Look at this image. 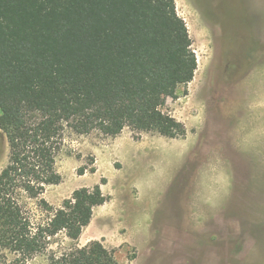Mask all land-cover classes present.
I'll use <instances>...</instances> for the list:
<instances>
[{
  "label": "rangeland",
  "instance_id": "rangeland-1",
  "mask_svg": "<svg viewBox=\"0 0 264 264\" xmlns=\"http://www.w3.org/2000/svg\"><path fill=\"white\" fill-rule=\"evenodd\" d=\"M174 1L197 68L160 109L186 134L65 129L60 183L41 199L58 209L99 185L106 201L77 237L51 239V252L99 241L116 264H264V0ZM7 158L0 131V170ZM12 259L0 253V264Z\"/></svg>",
  "mask_w": 264,
  "mask_h": 264
},
{
  "label": "trees",
  "instance_id": "trees-1",
  "mask_svg": "<svg viewBox=\"0 0 264 264\" xmlns=\"http://www.w3.org/2000/svg\"><path fill=\"white\" fill-rule=\"evenodd\" d=\"M196 68L174 0H0V131L8 148L0 253L13 256L3 264L40 255L47 264H116L99 241L50 251L51 239L77 237L106 201L99 185L75 190L58 209L41 199L61 180L62 133L116 137L129 128L182 138L184 125L160 104Z\"/></svg>",
  "mask_w": 264,
  "mask_h": 264
}]
</instances>
